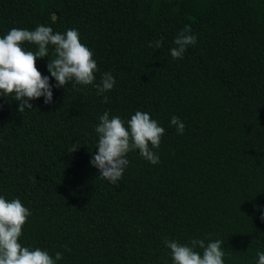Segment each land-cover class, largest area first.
<instances>
[{
    "label": "trees",
    "instance_id": "trees-1",
    "mask_svg": "<svg viewBox=\"0 0 264 264\" xmlns=\"http://www.w3.org/2000/svg\"><path fill=\"white\" fill-rule=\"evenodd\" d=\"M79 32L115 85L56 87L52 102L17 110L0 95V196L30 215L18 242L56 264H173L165 238L223 241L224 264H258L264 252V0H0V38L12 28ZM197 37L182 59L173 41ZM157 49L155 41L161 40ZM151 45V46H150ZM26 51H37L29 42ZM147 112L165 129L158 164L127 154L113 185L91 165L99 117ZM185 124L183 134L171 125ZM73 144L79 146L67 153ZM202 255L203 250L196 248Z\"/></svg>",
    "mask_w": 264,
    "mask_h": 264
},
{
    "label": "clouds",
    "instance_id": "clouds-1",
    "mask_svg": "<svg viewBox=\"0 0 264 264\" xmlns=\"http://www.w3.org/2000/svg\"><path fill=\"white\" fill-rule=\"evenodd\" d=\"M190 33V25H185L174 39L175 47L170 50L173 59H182L187 47L196 43L197 37ZM24 42L37 45L38 50L26 51L22 46ZM49 45L54 46L55 58L48 62L47 70L55 79L56 87H63L69 81H74L73 87L93 85L97 94L104 97L103 102H108L109 98L104 93L112 90L115 79L111 73L105 72L100 82L94 84L98 67L92 51L80 42L78 30L68 29L61 34L43 25L31 31L12 28L0 38V95L14 94L19 112L32 109L29 101L42 96L44 103L52 102L49 77L42 76L36 67L37 58L48 57ZM155 47H162V38L155 41ZM170 123L176 127L177 134H183L185 124L178 117L173 116ZM95 131L98 134V152L90 163L99 169L101 178L113 185L122 178L130 151L138 149L139 155L151 164L159 163V157L153 150L159 147L165 129L149 113L137 111L127 121L126 127L119 116L110 118L109 112L105 111L99 117ZM78 147L73 144L67 153ZM29 215V210L18 198L8 201L0 196V264H56L62 259L60 252L52 258L47 251L30 249L18 242ZM164 243L170 249L173 264H224V242L219 239L207 244L204 240L194 239L190 245H185L165 238ZM196 248L203 250L202 255ZM257 256L258 264H264V252H257Z\"/></svg>",
    "mask_w": 264,
    "mask_h": 264
}]
</instances>
